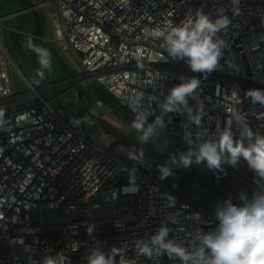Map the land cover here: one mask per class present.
<instances>
[{
    "label": "built area",
    "instance_id": "built-area-1",
    "mask_svg": "<svg viewBox=\"0 0 264 264\" xmlns=\"http://www.w3.org/2000/svg\"><path fill=\"white\" fill-rule=\"evenodd\" d=\"M30 2L29 9L45 16L51 41L68 58L79 60L81 68L74 79L94 80L113 110L133 120L128 105L135 93L143 92L146 107L154 112L151 121L160 114L152 97L163 100L180 83V75L196 76L202 125L210 130L217 123L223 127L236 111L254 132L264 134V104L254 103L248 95L252 90L264 91V0H239L235 14L230 0ZM220 7L231 23L221 33L227 47L210 73L192 72L185 61L173 60L160 41L147 35L169 23L185 22L197 9L215 18ZM3 20L0 17V110L36 101L0 113V264H41L46 255L56 252L64 253L69 264H86V250L96 241L106 252L112 246H126V256L134 264H179L167 255L139 256L135 240L151 235L162 223L168 224L170 237L185 243L194 229L214 228V200L231 197L239 203L238 194L221 189L223 176L233 177L240 193L250 196L257 188L255 173L242 158L235 167L224 163L223 171L209 169L205 162L181 165L194 180L189 188L203 190L202 202L160 182L162 152L177 157L186 152L184 129L190 127L193 134L197 130L183 113H167L160 139H167L169 147L155 144L158 152L148 166L141 167L128 160L121 144L96 141L82 131V122L92 123L90 117L110 123L115 118L101 98L92 100L85 113L67 110L62 117L45 98L49 89L62 82L29 85L26 92L16 93L12 76L16 68L4 43ZM188 103L195 110L196 102L189 99ZM112 124L137 138L131 124ZM233 133L238 135L235 124ZM130 169L138 190L126 194L124 187L133 186ZM205 186L216 189L209 192ZM106 206L111 207L108 217L101 214ZM48 210L56 215H42ZM88 225L93 226L91 234Z\"/></svg>",
    "mask_w": 264,
    "mask_h": 264
},
{
    "label": "clouds",
    "instance_id": "clouds-1",
    "mask_svg": "<svg viewBox=\"0 0 264 264\" xmlns=\"http://www.w3.org/2000/svg\"><path fill=\"white\" fill-rule=\"evenodd\" d=\"M230 7L234 14L238 13L239 0H230ZM230 23L231 19L222 7L217 9L215 18L197 9L185 22L178 25L169 23L167 27L147 31V35L160 41L161 48L173 60L185 61L192 72L210 73L219 66L227 47L221 33L228 29ZM179 80L180 83L171 87L163 100L152 97L160 114L151 121L149 117L154 112L146 107L143 92L135 93L128 105L134 113L131 130L138 134L137 140L141 145L152 142L167 146L169 141L161 140L160 136L169 112L185 114L187 121L197 127L194 134L190 127L184 129V139L189 147L178 157L170 155L168 161L158 166L160 179L174 174L173 164L186 168L193 162H205L209 169L223 171L224 163L235 167L242 158L255 173L257 188L250 196L241 192L239 203H233L231 197L217 203L214 210L217 223L211 230L196 228L185 243L170 237L168 224L162 223L151 235L135 240L136 253L148 259L167 255L179 264H264V134L254 132L236 111L223 127L217 123L210 130L202 125V101L198 95L200 79L180 75ZM248 95L254 103L264 104V91L252 90ZM189 99L196 102L195 110L189 105ZM233 124L238 130L236 136ZM126 155L134 163H143L142 149L126 151ZM129 173V182L133 186L124 187L126 194L138 190L134 186L133 170L130 169ZM87 230L91 234L93 226L88 225ZM126 252L124 245L112 246L106 252L96 241L87 248L85 260L86 264H134ZM41 264H69V259L64 253L56 252L46 255Z\"/></svg>",
    "mask_w": 264,
    "mask_h": 264
},
{
    "label": "rangeland",
    "instance_id": "rangeland-1",
    "mask_svg": "<svg viewBox=\"0 0 264 264\" xmlns=\"http://www.w3.org/2000/svg\"><path fill=\"white\" fill-rule=\"evenodd\" d=\"M19 8V4L14 0H0V17L5 16L11 12H14L16 8ZM41 16V32H40V42L45 46V48H36V58L38 65V73L40 76V81L42 85H54L55 83L62 82L54 88L49 89L45 93V98L51 102L53 108L58 111V114L64 117L65 111L74 110L78 114L85 113L89 106L92 103V100L96 98H101L104 103L105 108H111L112 103L110 100H106L103 93L101 92L99 86L92 79H83L78 78L74 79L78 75V69L81 68L79 60L77 57L72 56L68 58L64 53H62L55 42L51 41V32L47 25V20L44 15ZM3 33L5 36V45L11 55V58L16 65L17 69L12 71V76L15 84L16 93L26 92L29 88V85L35 86L34 72L28 60L29 46L28 44L24 48H19L22 51V54L19 53V50L14 47L11 43V40L7 36L10 34V30H17L21 33L23 39L31 38L29 35L33 32V18L30 12L21 13L19 15L13 16L11 18H6L3 20ZM31 48V41H30ZM69 79V80H68ZM66 80V81H65ZM71 80V81H70ZM75 94L78 96L75 98ZM103 113V111H102ZM92 123L84 121L81 124L82 131L89 136H91L96 141L111 143L114 145V140L111 139L104 131L96 124L93 117H90ZM109 121L116 124L117 126L120 123L131 124L132 120L129 119L125 113L117 110L115 118H111ZM121 121V122H120ZM123 126V125H122ZM121 126V127H122ZM119 127V126H118ZM124 132L127 131L125 128H121ZM127 133V132H126ZM105 134V138H101V135ZM131 136V135H130ZM136 139V143L148 152L144 154L143 163H134L131 159L128 160L134 164H138L141 167H146L150 164L151 156L155 155L158 152L159 146L152 144H139L136 136H131ZM160 145V144H159ZM166 147H169V143ZM175 148L179 146L173 145ZM121 150L126 155L127 152H132L133 150L128 149L127 147L121 146ZM127 156V155H126ZM167 157L166 160L164 157ZM160 160H163V164L168 161L169 156L166 152H162V156L159 157ZM162 158V159H161ZM159 161V160H158ZM173 175L171 177L179 181V185L174 188V191L181 196L194 198L199 202L203 201L205 194L203 195V190H192L189 188V184L194 180L191 178V174L186 173L181 166L177 167L175 164L172 165ZM193 175V174H192ZM158 176V171H157ZM205 188H208L205 186ZM215 187L208 188L209 192H214ZM223 191H228L230 193L234 192L240 194L239 187L235 186V181L233 177H222V186ZM208 197V196H207ZM224 198H221V202ZM213 201V199H212ZM101 214L104 216L111 215V207L106 206L101 209ZM42 215L44 216H53L56 215L54 211H43Z\"/></svg>",
    "mask_w": 264,
    "mask_h": 264
},
{
    "label": "water",
    "instance_id": "water-1",
    "mask_svg": "<svg viewBox=\"0 0 264 264\" xmlns=\"http://www.w3.org/2000/svg\"><path fill=\"white\" fill-rule=\"evenodd\" d=\"M22 5H24L23 9H20L18 11L6 14L5 16L1 17L4 20L6 18H11L13 16L19 15L21 13H25V12H30L33 18V32L31 35H29L31 37V48H30V59H31V66L34 72V79H35V84L36 86H42V83L40 81V76L38 73V65H37V58H36V48L39 44V41L41 40L40 38V32H41V20H40V14L39 12L34 9L31 8L32 3L30 2V0H18ZM16 66V65H15ZM17 69V67H16ZM36 101V99L31 100V101H27L24 103H21L19 105H17L16 107H24L27 106L31 103H34ZM16 107H10V108H5L0 110V113L5 112L7 110L16 108ZM116 110H113L112 114L114 116H116ZM94 121L96 122V124H98V126L104 131L105 134H107L110 138L114 139L116 142H118L119 144H121L124 147H127L128 149L131 150H143L144 154H148V152L146 150H144L142 147H140L136 141L129 135H127L125 132H123L122 130H120L119 128H117L116 126H114L113 124H111L110 122L104 120V118L102 117H96L93 116ZM163 164V160H159L158 161V166ZM158 178L160 180V182L166 186L167 188H169L170 190L174 191V188L177 187L179 185V181L171 176L167 177L166 179L161 180L160 179V172H159V167H158Z\"/></svg>",
    "mask_w": 264,
    "mask_h": 264
},
{
    "label": "trees",
    "instance_id": "trees-1",
    "mask_svg": "<svg viewBox=\"0 0 264 264\" xmlns=\"http://www.w3.org/2000/svg\"><path fill=\"white\" fill-rule=\"evenodd\" d=\"M14 1L19 4V8L17 7L15 9V11H18V10L24 8V5H22L18 0H14ZM40 20H41V16H40ZM10 31H11L10 34H8L7 36L11 40L12 45L14 47H16L18 50H19V48L26 47V45L28 44V46H29V53H28L27 57H28V60H29V63H30V41H31V38H29V39H23L21 33L18 32L17 30H10ZM38 47L45 48V46L40 41H39V44H38L37 48ZM19 53L22 54V51L19 50ZM189 179H193V178L191 177Z\"/></svg>",
    "mask_w": 264,
    "mask_h": 264
},
{
    "label": "bare ground",
    "instance_id": "bare-ground-1",
    "mask_svg": "<svg viewBox=\"0 0 264 264\" xmlns=\"http://www.w3.org/2000/svg\"><path fill=\"white\" fill-rule=\"evenodd\" d=\"M225 199V198H224ZM223 199V200H224ZM221 202V198L220 199H216V200H214V204L216 205L217 203H220Z\"/></svg>",
    "mask_w": 264,
    "mask_h": 264
}]
</instances>
